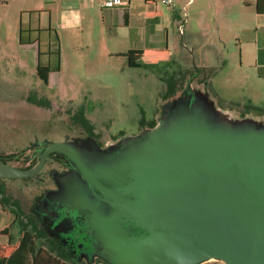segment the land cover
I'll return each instance as SVG.
<instances>
[{
	"label": "rangeland",
	"instance_id": "rangeland-1",
	"mask_svg": "<svg viewBox=\"0 0 264 264\" xmlns=\"http://www.w3.org/2000/svg\"><path fill=\"white\" fill-rule=\"evenodd\" d=\"M26 1L0 0V151H16L24 145L37 143H68L86 150H93L95 145L108 149L118 139L127 143L144 130H140L141 119L152 121L162 115L169 104L165 98L167 94L178 88L174 98L181 101L183 92L191 91L190 84L196 89L201 87L199 92L206 91L217 106L240 111L241 117L247 110V114H264V82L258 80L261 70L246 63L241 66L245 61L243 52L254 49L252 39L256 31L253 8L250 9L252 15L241 17L237 14L245 11L242 0H232L236 3L235 13L228 11L229 7L219 4L218 0H174V4L182 8L183 22L186 21L184 30L177 24L172 25L169 8L174 4L168 6L158 1L165 14L160 27L169 41L172 55L166 62L140 68L129 67L127 58H111L104 54L102 47H106V39L102 46L96 41L89 42L81 28L60 29L57 0ZM198 10H204L203 15L194 19L192 14ZM233 17L241 18L239 24L238 21L231 22ZM21 24L47 31L52 28L47 32V37L52 33L48 40L50 56L53 66L60 63V71L52 75V88L44 85L37 75L36 47L20 45ZM193 24L195 31L201 27L205 30L203 41L198 40L200 49L197 48L193 55L190 53L191 65L199 75L187 81L182 90L184 70L188 68L183 60L188 50L183 47L182 38ZM166 31H169L167 36ZM250 40L252 43L247 42ZM92 42L94 47L89 46ZM208 49H213L219 60L225 59L226 64L217 63L213 68L199 70L200 59ZM171 85L172 90L168 92ZM24 94L28 99L22 101ZM253 107L259 111L252 110ZM78 119L91 123L102 134L101 145L76 123ZM118 136L116 140L114 137ZM58 153L69 159L66 154ZM13 164L22 166L25 161ZM11 167L17 169V166ZM34 180L28 185L39 191L29 192L30 205L43 207L54 223L64 216L69 217L73 209L84 211L95 204L92 189L76 170L59 169L58 165L49 162ZM21 182L24 181L17 183ZM22 222L25 221H19L18 225L20 232L26 228ZM39 244L59 257L44 237L39 239ZM205 264L224 263L212 260Z\"/></svg>",
	"mask_w": 264,
	"mask_h": 264
},
{
	"label": "water",
	"instance_id": "water-1",
	"mask_svg": "<svg viewBox=\"0 0 264 264\" xmlns=\"http://www.w3.org/2000/svg\"><path fill=\"white\" fill-rule=\"evenodd\" d=\"M189 87L183 100L167 99L154 127L127 143L118 139L93 150L56 143L48 150L66 154L92 189L95 204L86 210L132 209L156 172L175 196L192 200L188 240L165 236V246L161 239L123 246L119 254L127 264H264V114L241 117L217 106L201 87ZM31 174L0 160L2 178Z\"/></svg>",
	"mask_w": 264,
	"mask_h": 264
},
{
	"label": "flooded vegetation",
	"instance_id": "flooded-vegetation-1",
	"mask_svg": "<svg viewBox=\"0 0 264 264\" xmlns=\"http://www.w3.org/2000/svg\"><path fill=\"white\" fill-rule=\"evenodd\" d=\"M191 63L189 55L186 61L188 68L184 70V82L180 85L182 90L187 81L199 75V71L194 69ZM178 90L176 88L175 93ZM27 97L26 94L22 95V101ZM34 103L41 105V102ZM245 113H248V110L242 112ZM156 122V119L152 121L141 119L140 130L150 128ZM76 123L80 124L87 134L96 138L100 145L102 144V134L96 131L91 123L80 119ZM114 138L117 140L119 136ZM54 144L56 143L28 144L16 151H0V160L4 164L17 166L16 168L23 172L33 173L25 178L0 177V198L12 207L15 214L18 213L16 216L19 221L23 220L30 229L37 228L39 232L44 233V238L57 246V253L70 256L77 264H127L119 254V249L123 246H132L138 241L157 242L159 239H161L159 244L165 246L166 241L162 240L165 236L177 240L190 238L186 233V227L187 215L193 210V202L187 195L175 196L173 190H168L170 181L160 172L154 174L143 195L138 196L133 202L132 209L118 207L105 212L103 205L84 211L73 209L69 217L64 216L54 223L43 207H33L28 200L30 191H39L38 188H30L28 184L35 182L34 178L39 176L49 162L50 165H58L59 169H77L72 161L62 157L57 150H48ZM22 160L25 161L22 166L13 164ZM20 180L24 182L17 183Z\"/></svg>",
	"mask_w": 264,
	"mask_h": 264
},
{
	"label": "crops",
	"instance_id": "crops-1",
	"mask_svg": "<svg viewBox=\"0 0 264 264\" xmlns=\"http://www.w3.org/2000/svg\"><path fill=\"white\" fill-rule=\"evenodd\" d=\"M105 1L106 0H57V8H59V12L57 9V21L59 23V28L64 30L81 28L89 42L96 41L98 45L101 43L102 46L106 39L107 48L103 46L102 50L104 54L111 58H127L125 55L131 50L161 49L165 47H168L170 51L168 58L172 55L169 41L165 38V33L160 27L162 19L165 16L163 10L160 9L157 3L160 0H129L124 6L117 8L104 7ZM30 2H34V0H27L25 3ZM218 2L219 4L229 7V9L227 8L228 11L232 13L236 12L234 11V5H236L234 1L218 0ZM256 2L257 0H242L245 11L241 12V14L237 12L239 16L243 17L252 15L250 9L253 8L255 10V13L252 15L255 18L256 27L254 38L252 39L254 49H246L243 52L245 61L241 66L244 67V63H246L250 65V67H256L258 70L260 69V73L258 72V80L264 82V19H260L264 17V15L258 14ZM169 9L171 11L170 17L172 25L175 27L177 24L178 27L180 26L181 30H184L186 21L183 22L181 6L179 4H174L173 7ZM203 11L204 10H198L194 13L192 12L194 19L202 17ZM236 21H238L239 24L241 18L233 17L231 20L233 24ZM260 23H262L261 27L259 26ZM193 28H195L194 24L191 26L190 30H188V33L184 32L182 38L183 47L188 50V55L183 58L185 62L188 61L190 53L193 55L194 51L196 52L197 48L200 47L201 42L198 40L203 41L205 38V30L203 27L197 31ZM238 28L243 30V27ZM167 33L169 34V31H166V36ZM185 39L187 42H184ZM247 42H251V40ZM21 46L36 47L38 60V43ZM89 46L94 47V43H90ZM190 49H192L193 52H191ZM204 52L206 54L208 53V56L204 54L203 58L200 59L198 68L210 69L215 67L217 63L226 64L225 59L219 60V55L213 53V49H208V52L207 50ZM53 74L50 76L48 86L51 88L54 84L52 80ZM250 102L252 105L257 106V103L254 101L250 100ZM18 225L19 220L14 210L0 198V245H8L9 243L17 244L20 242L21 232L18 230Z\"/></svg>",
	"mask_w": 264,
	"mask_h": 264
},
{
	"label": "trees",
	"instance_id": "trees-1",
	"mask_svg": "<svg viewBox=\"0 0 264 264\" xmlns=\"http://www.w3.org/2000/svg\"><path fill=\"white\" fill-rule=\"evenodd\" d=\"M256 8L258 14L264 15V0H257ZM51 29L48 31L51 32ZM48 31L39 27L25 26L21 24L19 37L21 45H33L38 43L39 53L36 71L38 77L46 86H49L51 74L60 71V63L58 64L57 62V67L52 64V57L50 56L52 53L50 44L48 43L52 33H49V36L47 37ZM56 35L57 42L60 44L58 32ZM60 53L59 47V49H57L58 61L60 60ZM169 54L170 51L168 47H165L161 49L131 50L125 56L128 59L129 67L140 68L143 65H156L165 62ZM171 88L172 85L168 92ZM174 95L175 88L172 92L167 94V98ZM253 109L254 111L257 110L255 107H253L252 110ZM155 125L156 123L154 126ZM16 214L18 215V213ZM22 224H24L26 228L21 231V239L19 243L0 245V264H77L70 258V256L58 253V257L46 247L41 246L39 244V239L44 237V233L39 232L37 228L30 229L26 222H22ZM51 245L57 251V246H54L53 244Z\"/></svg>",
	"mask_w": 264,
	"mask_h": 264
},
{
	"label": "built area",
	"instance_id": "built-area-1",
	"mask_svg": "<svg viewBox=\"0 0 264 264\" xmlns=\"http://www.w3.org/2000/svg\"><path fill=\"white\" fill-rule=\"evenodd\" d=\"M163 4H166L168 6L174 4V0H160ZM129 0H106L104 3V7L106 8H117L122 7L126 3H128Z\"/></svg>",
	"mask_w": 264,
	"mask_h": 264
}]
</instances>
